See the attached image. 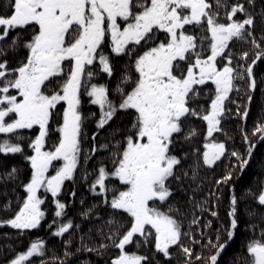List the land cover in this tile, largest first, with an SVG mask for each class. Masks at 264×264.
<instances>
[{
    "label": "snow or ice",
    "instance_id": "1",
    "mask_svg": "<svg viewBox=\"0 0 264 264\" xmlns=\"http://www.w3.org/2000/svg\"><path fill=\"white\" fill-rule=\"evenodd\" d=\"M220 9H224L223 17ZM195 28L204 33L199 39ZM230 41L233 45L251 43L252 56L248 51L234 52ZM113 54L126 60L115 88L110 89L107 81L93 82L99 75L93 69L98 62L100 71L112 77L116 70ZM258 62L264 63V0L230 4L215 0L214 8L207 0H6L0 8V154L23 157L30 164V176L23 182L16 164L0 176L12 182V192L17 182L25 192L0 205V210L14 213L0 218V227L10 226L20 236L25 230L37 229L45 217L41 210L44 201L38 194L44 189L55 205L49 225L52 234L62 236L73 227L80 230L72 217L63 219L68 202L58 196L65 181H75L81 158L86 164L93 154L103 152L88 185L96 202L79 212L86 219L93 212L100 218L102 223L95 231L101 242L92 247L85 243L90 227L82 232L77 253L103 255L112 247L119 252L110 264H153L157 254L172 257L171 246H177L186 257L184 264H193V258L196 264H240L238 254H232L235 259L224 254L239 226L240 201L251 190L241 196L231 190L225 235L216 229V240L209 239L207 244L183 230L178 217L186 213L176 193H187L184 184L188 182L195 186L188 196L190 202L194 200L203 184L200 171L225 154L235 158L233 168L240 172L250 164L257 146L246 132L243 153H228L226 142H218L213 133L221 130L224 115L231 113L226 101L236 105L239 119L247 117L253 92L264 84L254 67ZM237 81L246 85L243 91L249 103L240 105L229 95L233 89L241 90ZM201 95L210 101L207 107L192 103ZM85 101L98 107V115L83 112ZM192 117L207 122L203 148L190 145V151L178 155L177 136ZM89 118L95 119L96 130L91 133V147L84 149ZM34 128L38 131L30 137L27 147L31 154H27L21 130ZM101 134L103 141L98 139ZM197 135V129L190 127L184 140L190 143ZM253 135L264 141V123L256 124ZM232 174L229 170L215 184H228ZM87 177L85 169L84 179ZM7 191L6 185L5 194ZM71 195L75 197V191ZM207 195L216 197L212 205L218 207L219 193ZM254 198L258 206L247 211L249 219L264 209V180ZM207 203L201 200L195 207L203 212ZM208 210L218 217L217 211ZM190 223H201L200 217L194 215ZM210 225L211 221L202 227ZM247 227L255 233L259 225ZM205 234L201 231V238ZM153 236L155 252L151 255L126 250L133 243L137 249L149 245ZM184 237L209 249V254L194 253ZM63 243L64 256L52 259L68 264L67 258L73 256L69 250L72 240ZM246 252L244 264H264V227H260V238L249 240ZM45 254V240L35 238L6 264H31L30 258ZM40 264L45 261L41 259Z\"/></svg>",
    "mask_w": 264,
    "mask_h": 264
},
{
    "label": "trees",
    "instance_id": "2",
    "mask_svg": "<svg viewBox=\"0 0 264 264\" xmlns=\"http://www.w3.org/2000/svg\"><path fill=\"white\" fill-rule=\"evenodd\" d=\"M211 7H215V0H207ZM229 4L234 2V0H228ZM6 0H0V8L4 6ZM224 9H220V16L223 17ZM260 21L257 20V26L259 27ZM194 34L199 36L204 35V33L200 32L199 28H195ZM15 33H10V35H14ZM259 33H257V39H259ZM235 39V38H234ZM233 47V51L240 53L243 51H248L250 57L253 54V48L251 43H243L237 42L233 45V42H229ZM207 46V44H206ZM210 53V49H209ZM250 62V61H249ZM120 65H115V69L117 70ZM256 68L258 79L264 80V76H261V73H264V63H259L254 66ZM115 70V72H116ZM209 83L210 82H206ZM237 84H240L241 90L236 91L233 89L229 95L232 97V100L236 101L240 105L245 103H249L247 101V97L243 91L246 86L242 81H237ZM203 87V86H201ZM261 88H264V84H261L260 88H257L253 92V100L249 103V112L245 119H239L236 115V105L226 101L227 107L231 110V113H226L221 121L222 127L219 132L213 133V137L218 141L226 142V147L228 153L232 150H238L240 152H244L247 145L243 142V134L246 132L251 140L256 144V149H254V156L251 159L250 164L246 167L243 172H240L238 168H233V164L235 163V158L231 157L229 154H225L221 157V160L216 161L211 167L204 166L200 171V177L203 180L202 187L199 191L196 192L195 199L191 202L188 199V196L192 193L194 185H191L186 182L184 184V188L187 189V193L182 191H177L176 195L180 197V207L186 213L182 217H178L182 220V228L185 232L190 233L191 238L195 240L203 239V243L207 244L208 240L211 239L213 241L216 240L215 230L221 229L222 236L225 235L223 229L227 227L230 223V218L227 216V212L229 210V198L231 195V190L234 188L235 193L238 196L244 195L246 189H250V195H244V199L240 201L239 205V226L235 230L234 238L230 242V245L225 252V257L232 256L233 253H236L240 256V264H243L242 257H247L246 246L250 239L260 238V227H264V219H261V212H264V209L258 211L257 214L251 219L247 216V211L252 208L257 207V201L255 200V196H257L261 190V181L264 180V168L261 167V159L264 158V141H262L258 136L253 135L254 127L257 123H264V92L261 91ZM194 105H204L207 107L210 104V101L204 95L199 96L195 101L192 102ZM91 112V111H90ZM95 111L93 110L92 113ZM89 112H86V114ZM98 115V112H96ZM88 132V142L84 143V149H89L91 147L90 141L92 140L91 133L96 130L95 128V119L89 118L86 121ZM190 127H194L197 129L198 135L190 141V143L185 142L184 136L185 133L190 130ZM30 130H21V134L23 139L21 143L24 145V150L27 154H31V150L27 147L30 143V137H34ZM207 132V122L202 121L201 117H192L190 121V125H186L185 128L178 134L177 136V153L178 155H182L183 152L190 151V145L199 147L201 150L203 148L204 143V135ZM3 134H0L2 136ZM100 141L105 139L104 134L98 136ZM105 153L101 152L98 154H93L92 159H90L86 164L81 158L80 166L78 171L76 172L75 181H65V184L62 186V193L59 194L58 198L62 202H68V207L66 208L67 216L63 219H67V217H72L76 224H84L86 223L88 226L81 228L80 230H71L73 235L76 237L72 239V244L70 246V251H76V248L80 246L81 234L82 232H87L91 227L92 232L89 235L85 236V243L89 245V247L94 246L95 241L101 242V237L96 233L95 228L99 226L102 221L99 217L96 216V213L93 212L92 218L86 219L79 215V212L83 210V208L89 207L91 204L95 203L96 200L93 195L89 192L88 185L91 184L92 180L95 178L93 169L98 168L99 161ZM194 159V158H193ZM111 166L110 161H105ZM0 164H3L4 167H0V176L3 175L6 168H10L13 164H16L20 168V179L23 182H27V179L30 176V164L23 159L20 155H5L0 154ZM87 169L88 177L87 180L84 179V171ZM229 170H232V178L228 184L216 185L215 181L219 179L222 175H225ZM190 174V173H189ZM199 183V181L197 182ZM7 185V193L5 194V186ZM13 184L11 181H5L0 179V205L6 203L9 199L15 201L16 196L19 195L23 197L25 195L24 189L22 186H19L17 182V186L15 187V192L11 191ZM75 191V197L71 195V193ZM209 192L219 193V201L218 207H213L212 201L216 199L215 196L209 197L207 194ZM81 200L84 201V204L81 205ZM201 200H207L208 203L204 205V211L201 212L200 209L195 207L196 203ZM46 203L43 204L44 211L46 212V216L48 217V223L46 224V216L41 221V227L49 226L53 221V214L55 211V205L53 203V199L50 194L46 193L45 197ZM45 206L47 207L45 209ZM208 209L215 210L218 212V217L211 216V211ZM14 213L5 212L0 210V218H8ZM199 216L200 222L196 225L190 223L193 219V216ZM107 219V216L104 217ZM211 221V225L209 228H203V224H207ZM249 224H258L259 227L255 229V233L252 229L248 228ZM38 229L32 230L31 233L28 230H25L24 235H17L18 230L12 229L10 226H2L0 227V264H6L8 260L13 258L18 252L23 251L26 248L30 241L35 238H41V234L38 233ZM201 231H204L206 234L201 238ZM4 233H9V236H5ZM39 234V235H37ZM43 239V238H41ZM154 236L150 237L151 243L144 248H139V252L141 255H151L155 252L154 249ZM183 241L186 245L192 247L194 249V253H203L204 256L209 254V249L203 248L200 244H193L192 240L188 237H184ZM46 242V241H45ZM11 244L12 247H8L7 245ZM133 245H135L133 243ZM172 257L163 258L162 254H157L155 260H153V264H156V260L161 261V264H165L166 260L170 259V264H184V260L186 257L182 253L181 249L177 246H172ZM64 250L61 251L62 257L64 256ZM48 257H57L56 251L53 256L49 254ZM235 259V256H232ZM31 264H36L39 260L35 258H30ZM244 260V259H243ZM80 260H76L73 264H78ZM28 264V262H26ZM193 264H196L195 259L193 258ZM203 264V261L200 262Z\"/></svg>",
    "mask_w": 264,
    "mask_h": 264
},
{
    "label": "flooded vegetation",
    "instance_id": "3",
    "mask_svg": "<svg viewBox=\"0 0 264 264\" xmlns=\"http://www.w3.org/2000/svg\"><path fill=\"white\" fill-rule=\"evenodd\" d=\"M105 51L110 52V48L106 47ZM113 56H114V64L120 65V66H118L119 68L116 70V72H114L112 77L109 78L107 76V74L102 73L100 71L99 66H98V62H97V67L93 69L94 71L99 73V75L94 79L93 82H105V81H107L110 89L115 88L116 83H117V78L119 77L121 71L123 70L124 62L126 60V58L115 57V54H113ZM93 110L95 111L94 113L99 111L97 106L90 105L87 101H85V103L83 105V112L86 114V112H90V111L92 112ZM61 115H62V113H61ZM36 131H38L37 128H34V130H30L29 132L32 133L33 135H35ZM45 203H46V201L44 200L43 204H45ZM46 208L47 207L45 206V209ZM45 216H46V212H45ZM45 222H46V224L48 223V217L47 216H46ZM80 225H81V228L88 226L86 223L80 224ZM32 230H35V229H31L28 231H30V233H31ZM71 230L74 231L77 229L73 227L72 229H70L69 232L63 234L62 236H55L50 231L49 226H45V227L42 226L41 229H38V233L41 234L40 235L41 238H43V240L46 241V254L42 257H35L36 260H39L36 264H40L41 259H43L45 261V264H61L60 259L53 260L52 257L50 258L48 256H49V254H51V256H53L54 252L56 251L57 257H62L61 251H63L64 247H65L63 241L68 240V239L72 240V239L76 238L73 235L74 233L71 232ZM39 234H37V235H39ZM136 235L138 236L139 234H136ZM141 239H143V238H141ZM153 241H154V239H153ZM98 243H100V242L99 241L97 242V240H96L94 246ZM144 247L145 246H142L141 248H144ZM126 250L127 251H137L138 254H141L139 252V249H137L135 247V245H133V244H131V246H126ZM118 252H119V249H115L112 247H109V249L107 251H105L103 253V255H97L94 252L81 251L80 253H77L75 251V253H74L72 251L73 256L67 258V261H68V264H73L78 259L80 261L88 260L91 262V264H110L111 257L118 254ZM243 259L244 258L242 257L241 261L244 264ZM142 264H143V262H142Z\"/></svg>",
    "mask_w": 264,
    "mask_h": 264
},
{
    "label": "rangeland",
    "instance_id": "4",
    "mask_svg": "<svg viewBox=\"0 0 264 264\" xmlns=\"http://www.w3.org/2000/svg\"><path fill=\"white\" fill-rule=\"evenodd\" d=\"M12 94H15V93L13 92ZM37 130H38V128H37ZM51 173H52V170H50V174H51ZM38 194L41 195V198H42V200L44 201V200H45V197H46V193L44 192V189H40L39 192H38ZM48 194H50V193H48ZM50 195H51V194H50ZM43 203H44V202H43ZM43 203H42V204H43ZM42 204H41V210L44 211V208L42 207V206H43ZM28 246H29V245H28ZM28 246H27V247H28ZM27 247L24 248V250H26ZM24 250H23V251H24Z\"/></svg>",
    "mask_w": 264,
    "mask_h": 264
}]
</instances>
